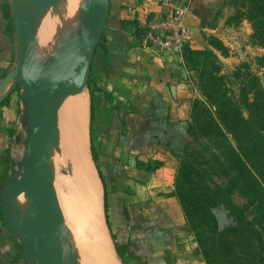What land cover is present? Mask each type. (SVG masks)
<instances>
[{
    "label": "crops",
    "instance_id": "0c3cea01",
    "mask_svg": "<svg viewBox=\"0 0 264 264\" xmlns=\"http://www.w3.org/2000/svg\"><path fill=\"white\" fill-rule=\"evenodd\" d=\"M7 6L14 34L20 29L22 43L28 35L21 3L0 0V264H41V251L52 248L55 236L57 264H205L189 252L175 194L196 89L183 52L149 44L141 34L148 15H166L168 7L111 0L87 88L70 89L31 180L52 202L54 216L12 176L28 156L29 96L13 78ZM55 48L61 51L60 41ZM72 97L85 99L83 126Z\"/></svg>",
    "mask_w": 264,
    "mask_h": 264
},
{
    "label": "rangeland",
    "instance_id": "374dc122",
    "mask_svg": "<svg viewBox=\"0 0 264 264\" xmlns=\"http://www.w3.org/2000/svg\"><path fill=\"white\" fill-rule=\"evenodd\" d=\"M17 1L24 7V16L27 19L26 30L28 32L26 40L21 45L19 42L20 31L17 30V34L13 32L12 35L13 78L20 81L22 90L27 88L30 92H33L34 90L42 89L45 93L48 89L52 90L58 82L65 83L67 81L69 83V81L77 80L81 72L82 56L96 0ZM149 1L151 3L157 1L165 4L168 7L166 14L170 12V4L185 8L190 17L188 18V23H190L192 28L189 43L187 42L186 44H191L194 48L207 51L205 56L196 57L195 61L186 60L197 93V96L192 101V105L195 100H199L202 108H199L195 117H192V112H190V118L186 126L193 125V127L186 131L184 148H182L180 155L181 157L190 159L195 165L196 170L200 172V175L193 172L194 179L199 184H202V180L204 179V181L206 180L205 182L214 187L223 185L232 192V198L237 204L249 205L245 194L241 192V189L233 185L232 180L235 173L227 176L221 174L218 163L215 160V155L222 154L221 142L226 144L227 142L221 137H216L214 134L211 137L206 136L202 129V125L206 122H211L221 129L232 146H236L232 135L222 123L216 106L211 103L204 91L200 79V71L196 67V64L214 70L217 75L223 76L228 94L239 103L244 115L248 116L249 110L244 103V96H242L243 88L248 84L251 72H255L260 78L259 81L264 85V67H260L258 64V58L264 57V47L254 42V30L249 19L241 18L239 22L234 19L233 16H235L238 10L235 0ZM147 4L149 3L147 2ZM195 9L202 15L198 16L199 22L196 21L197 23L191 21V17H194L193 10ZM148 16L149 21L156 18L151 14ZM150 16L152 17L150 18ZM81 19L84 20L81 24L82 33L80 34L79 43H76L75 48L72 45V49L69 52L64 49L65 53L62 52L63 50H56V44L60 41L59 38L65 34L64 31L68 28L69 23L77 26L76 23L78 22L79 25ZM14 22L16 23V17L14 18ZM77 27H80V25ZM76 30L74 28L72 32ZM143 32L144 29L141 30L142 37ZM216 39L225 46V52L218 48L219 42ZM59 53L61 58L57 60ZM216 65H219L220 70H215ZM69 78L71 79L69 80ZM88 81L86 75L85 80L80 83L81 92L86 90ZM25 92L29 96L26 90ZM205 169H207V174L204 172ZM245 211V215L250 219H253L256 215L251 206L247 207ZM213 213L216 216L219 231H223L227 227L236 224L227 203L214 207ZM187 227L189 240H185V242L191 248L190 254L200 255L205 264H207L202 246L198 241L200 232L195 230L188 221ZM205 233H203V236Z\"/></svg>",
    "mask_w": 264,
    "mask_h": 264
},
{
    "label": "trees",
    "instance_id": "16d2710c",
    "mask_svg": "<svg viewBox=\"0 0 264 264\" xmlns=\"http://www.w3.org/2000/svg\"><path fill=\"white\" fill-rule=\"evenodd\" d=\"M235 2L238 10L234 19L237 22L241 18L249 19L254 30V42L264 47V0ZM193 11L197 17L202 16L196 9ZM5 16L11 20L14 32L9 6ZM218 48L225 52L226 48L222 43H218ZM206 53L207 51L194 48L191 44H186L183 51L184 58L190 61H195L196 57L205 56ZM258 64L264 67V57L258 58ZM196 67L200 71L207 97L216 106L217 113L236 146H232L221 129L213 123L206 122L202 129L206 136L214 134L227 142H221L223 151L222 154L215 155V160L221 174L227 176L235 173L233 185L241 189L249 205L237 204L232 198V192L223 185L214 187L203 178L202 184H199L194 179L193 172L197 175L200 172L190 159L181 155L175 178V194L182 204L188 223L200 232L198 241L207 264H264V85L255 72L249 74L248 84L244 86L242 94L249 110V115L245 116L239 103L228 94L223 76L199 64ZM215 70H220L219 65L215 66ZM200 107L202 108L200 101L195 100L192 117H195ZM192 127L193 125L187 127V131ZM205 170L207 174V169ZM223 203L229 205L236 224L219 231L213 208ZM249 206L256 212L253 219L245 215Z\"/></svg>",
    "mask_w": 264,
    "mask_h": 264
},
{
    "label": "water",
    "instance_id": "95a60500",
    "mask_svg": "<svg viewBox=\"0 0 264 264\" xmlns=\"http://www.w3.org/2000/svg\"><path fill=\"white\" fill-rule=\"evenodd\" d=\"M110 11L111 0H96L81 62L82 69L78 78L80 82L85 80L94 52L101 41ZM19 34V42L21 45L23 42L21 32H19ZM70 83V81L69 83L66 81L63 85L61 82H58L52 90L48 89L45 94L40 97L38 94L26 89L29 94V98L27 99L30 132V138L28 140V156L25 164L16 168L12 173V176L17 175L20 177L19 181L25 191L34 189L37 198L40 201V205L54 216H56V211L52 202L47 197L44 190L32 185L31 180L38 168L48 138L56 125L60 99L61 97H66L71 88ZM66 85L68 86L64 88ZM56 243L57 237L55 236L52 248L50 250L41 251V264H57L55 255Z\"/></svg>",
    "mask_w": 264,
    "mask_h": 264
},
{
    "label": "built area",
    "instance_id": "2783aa9c",
    "mask_svg": "<svg viewBox=\"0 0 264 264\" xmlns=\"http://www.w3.org/2000/svg\"><path fill=\"white\" fill-rule=\"evenodd\" d=\"M170 12L157 17L144 25L143 38L149 44L161 49L182 53L191 35L192 28L188 23L187 10L173 4Z\"/></svg>",
    "mask_w": 264,
    "mask_h": 264
},
{
    "label": "bare ground",
    "instance_id": "6f19581e",
    "mask_svg": "<svg viewBox=\"0 0 264 264\" xmlns=\"http://www.w3.org/2000/svg\"><path fill=\"white\" fill-rule=\"evenodd\" d=\"M74 18H75V17H74ZM77 19H78V18H77ZM73 20H74V19H73ZM82 21H84V20L81 19V23L79 22L80 27H77V26H79V25H78V22L76 23L77 26H76L75 24H70V23H69V25L67 26L68 28L64 31L65 34L63 33L64 35L62 34L63 36L60 38V41H62V43H60V44H61V50H63L62 52H64V53L66 52L64 49H66V50L69 52V51L72 49V47H71L72 45H73L74 48H75L76 43H79V40H80V34L82 33V32H81V31H82V30H81V24H82ZM75 22H76V21H75ZM71 23H74V22H71ZM83 25H84V23H83ZM74 28H75V30L77 29V30H76L77 33H76V31H74L76 34H75L74 32H72V31L74 30ZM66 33H67V34H66ZM84 46H85V45H84ZM59 50H60V49H59ZM84 50H85V47H84ZM60 53H61V52H60ZM60 53H59V55H58L59 57H57L58 59L56 58L57 60H59V59L61 58ZM64 53H63V54H64ZM57 60H55V61H57ZM71 69H72V68H71ZM81 69H82V66H81ZM80 74H81V72H80ZM80 74H79V76H80ZM43 76H44V75H43ZM70 76H71V74H70ZM70 79H71V78H69V80H70ZM79 81H80V80H78V79L75 80V81H72V82L70 83V84H71L70 87L72 88L75 84H77V83H81V82H79ZM67 86H68V85L64 86V88H66ZM71 88H70V89H71ZM70 89H69V91H70ZM69 91H68V93H69ZM70 92H71V91H70ZM68 93H67V95H68ZM67 95H66V97H67ZM81 95H82V94H81ZM81 95H80V96H81ZM74 96H75V95H74ZM78 96H79V95L77 94L75 97L77 98ZM66 97H61V99H60V106H59V109H60L62 103L64 102V100L66 99ZM67 98H69V97H67ZM80 98H82V97H79V100H80ZM84 98H85V96H84ZM69 99H70V98H69ZM77 99H78V98H77ZM67 100H68V99H67ZM67 100H66V101H67ZM73 100L75 101V98L73 99V97H72V101H73ZM79 100H78V102H76V101L74 102V101H73L74 103H72V104L74 105V107H76V108H73V107H72L73 105L71 104V102H70L69 104L72 105V106H71V109L73 108L72 111H74V109H76V111H77V110L79 111V112L77 111V113H76V111H75V113H76V115L79 114V115H78L79 119H77V120H78V121H81L80 119H82L83 117L80 118V115H81V116L83 115L84 117L86 116V115H84V112L86 111V110H85V106H87V105H86V103H85V99H83V100H81V101H79ZM69 101H70V100H68L67 102H69ZM83 101H84V102H83ZM65 104H66V103H65ZM65 104H64V106H62V108L64 107V110H65V108H67V110L69 111L70 108L68 109V107L65 106ZM69 104H67V105L70 107ZM67 110H65V112H66ZM62 111H63V110H62ZM68 111H67V112H68ZM72 111H70V112H71L70 114H73ZM67 112H66V113H67ZM68 113H69V112H68ZM85 114H86V112H85ZM76 115L73 114V116H75V117H76ZM67 116H68V115H67ZM71 116H72V115H71ZM69 118H71V117H69ZM69 120H70V119H69ZM70 121H71V120H70ZM83 122H84V121H83V119H82V121L80 122L81 125L84 124ZM75 123H76V122H75ZM77 123H78V122H77ZM78 124H79V123H78ZM81 125H80V126H81ZM77 126H78V125H77ZM82 126H83V125H82ZM54 127H55V126H54ZM74 128H75V127H74ZM53 129H54V128H53ZM75 129H76V128H75ZM52 131H53V130H52ZM73 131H75V130H73ZM73 131H72V132H73ZM76 133H77V132H76ZM72 135H73V134H72ZM75 135H76V134H75ZM79 135H80V134H79ZM79 135H77V136H79ZM74 137H75V136H74ZM75 139H76V138H75ZM73 141H75V140H73ZM76 143H77V142H76ZM77 144H78V143H77ZM77 147H78V146H77ZM82 149H83V148H82Z\"/></svg>",
    "mask_w": 264,
    "mask_h": 264
}]
</instances>
